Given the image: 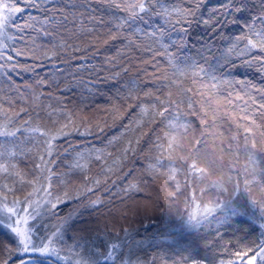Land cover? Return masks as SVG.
<instances>
[{
	"label": "snow or ice",
	"instance_id": "1",
	"mask_svg": "<svg viewBox=\"0 0 264 264\" xmlns=\"http://www.w3.org/2000/svg\"><path fill=\"white\" fill-rule=\"evenodd\" d=\"M205 2L182 0L176 6L168 0H0V74L21 99H27L30 93L33 101L39 102L44 93H36L30 84L24 85L29 93L21 91L11 73L18 69L34 71L43 66V60L59 59L68 67L54 63L55 71L48 76L37 74V87L54 85L58 90L62 82L58 81L64 77L71 79L68 87L74 85L90 93L101 82L116 81L130 71L134 61L152 65L155 71L150 79L155 90L143 91L146 100L135 81L126 94L118 92V98L126 105L125 112L133 106L139 109V118L133 121L137 126L145 117L150 123L160 118L162 134L153 144L155 155L147 157L145 175L160 183L163 198L159 211L167 218L161 222L163 230L158 232L161 242L147 259L133 251L142 246L143 240L136 239L131 228L117 229L107 222L103 227L81 226L86 214H99L100 208L120 192L127 196L141 190L138 182H129L112 193L108 201L95 194L102 183H109L107 173L118 172L128 153H135L132 141L109 164L113 153L107 151V146L114 145L120 137L108 139L105 148L77 150L70 143L61 147L57 141L67 137L70 128L83 126L91 133L90 123L81 120L78 125L79 111L68 109L49 93V98L57 99L59 105L49 104L44 109L51 127L40 122L39 113L35 124L31 114L17 124L20 113H28V109L9 115L14 103L9 99V108L0 103V115L4 116L0 123V138H4L0 139V232L11 239H0V264H12L17 257L19 264H29L35 257L55 264H257V260L264 264V87L232 75L238 67H255L264 73V0H223L211 7L207 15L201 13ZM93 4L102 8L92 7ZM29 9H37L42 15L29 13L23 24L17 23L18 16ZM85 14L92 26L81 23L79 31L90 39L80 47L69 43L58 29L64 28L70 17L75 21ZM234 25L239 32L226 34L224 30ZM10 28L15 29L16 35L9 33ZM194 28H202L203 33L193 37ZM29 29L53 39L59 36L60 41L51 47L28 48L27 40L35 45L36 39L30 35L26 38L24 34ZM174 32L179 33L175 39ZM73 35L68 30L69 39ZM117 40L122 47L116 56H104L99 63H71L99 56L98 45ZM16 41L24 47H16ZM183 48H190L192 54L181 57L173 51ZM61 52L68 59H63ZM80 52L85 55L77 56ZM143 54H148L149 59H144ZM19 57L37 63L21 65ZM190 85L197 86L199 112L193 110ZM186 100L191 113L184 111ZM132 101L137 103L133 105ZM237 109L247 123H236L237 131L227 147H221L219 155L214 152L216 158L209 159L208 153L202 151L207 135L223 136L222 132L210 133V129L219 127L221 113L235 121ZM111 112L123 115L118 104L113 105ZM189 114L199 117L203 129L184 154V141L193 131ZM105 126L97 122L95 128L103 133ZM69 152L76 156L68 172L55 171L58 159ZM18 157L33 158L30 172L19 168ZM93 159L102 162L101 173L106 178L102 181L85 174L83 184L74 186L73 170L85 172ZM105 191L109 189L106 187ZM69 203L72 207L65 212L62 206ZM253 229L261 232L257 239L243 250H230V237L239 240L238 233Z\"/></svg>",
	"mask_w": 264,
	"mask_h": 264
},
{
	"label": "trees",
	"instance_id": "2",
	"mask_svg": "<svg viewBox=\"0 0 264 264\" xmlns=\"http://www.w3.org/2000/svg\"><path fill=\"white\" fill-rule=\"evenodd\" d=\"M169 4H175L180 6L182 0H168ZM223 0H206L205 4L201 8V13L204 15L208 14V10L211 7L217 6L222 3ZM51 6V5H49ZM92 7L102 8L101 5L93 4ZM83 11V9H81ZM29 13L33 16H41V12L37 9H29L28 12L23 15L18 16L16 19L17 23L23 24L27 19ZM107 18V17H105ZM81 23L84 26H92L89 22L87 14L79 17V19L73 21L72 18H69V21L66 22L64 28H59L58 32L61 33L69 43H73L80 47H84L88 44L90 37L79 31ZM39 27V25H37ZM51 30V27H49ZM68 30H71L75 33L70 39L68 36ZM226 34H236L239 32L238 26H230L225 30ZM9 33L16 35L14 28L9 29ZM202 28H194L192 31V36L194 37L197 34H202ZM26 38L30 35L35 37V45L32 43L31 39L27 40V47L31 48L36 45L41 47L47 46L51 47L53 43H59L60 37L57 36L55 39L52 37H45L36 32H33L31 29L27 30L24 34ZM179 33H172L173 38H177ZM8 43H12L9 41ZM16 47H24V44L20 41H16ZM219 43V41H218ZM99 47V56L93 57L87 61H71L72 64L77 62L82 63H99L103 61L104 56H116L117 50L122 47L121 41L117 40L115 42H110L108 45H98ZM242 47V45H241ZM92 49L89 50V55ZM173 51L178 52V54L183 57L186 55H191L192 50L190 48L183 49H173ZM77 56L85 55L84 52L76 54ZM137 55H141L137 53ZM63 59H68V56H65L61 52ZM144 59H149L148 54H143ZM21 65H33L37 63L32 59H27L25 57L17 58ZM163 62V61H162ZM59 64L62 68H67L68 65L61 63L59 59L57 60H43V66L36 68L34 71H22L17 70L16 72L11 73V78L16 85L20 86L21 91L29 93V90L24 88V85H33L36 93L43 92L44 95L41 96L39 102H34L31 94L29 93L27 99H21L19 94L12 90V87L8 84L6 77L3 74H0V103H4L5 108H9L7 100L11 99L14 103L11 106V111L9 115L12 114V111L18 112L21 108H27L28 113L21 112L19 118L17 119V124L22 123L23 120L29 118L31 114L33 119V124L37 122V113H39L40 122L46 123L48 127H51V121L48 120L45 107L49 104L52 107H58L57 99H50L49 93H52L53 96L57 97L60 102L67 106L70 110H76L80 112V116L77 120L78 125L80 121H86L92 125L91 133L85 131L83 126H79L77 130H68L69 134L67 137H61L57 143L61 147H66L69 143L76 148L77 150H83L89 147L96 148H105L107 146V141L113 136L120 137L119 141L112 146H107V151L113 153L112 157L108 158V163L111 164L112 159L116 156L121 155V150L127 145L129 140L132 141V146L136 149L135 153L129 152L126 159L121 161L120 170L116 173H107V178L109 183L105 185L102 183L98 189H96L95 194L101 196L102 199L108 201L109 197L112 196V193H115L129 184V182H138L140 191H132L125 196L123 192H120L118 197H115L111 200L110 203H107L104 207L100 208L99 214H86V217L81 226L84 224H91L93 226L99 224L103 227L104 223L107 222L111 227L115 224L117 229L122 228H131L134 231L136 239H142V246H136L133 248V251L136 252L142 259H147L150 255L156 251V245L161 242L158 235L159 231H162L161 222L166 220V217L161 216L159 211L162 206L163 191L159 182H153L149 177L145 175V168L149 163L147 157L155 155L153 150V144L156 141V137L162 134V125H160L158 117L155 123L149 122V117L144 118V122L137 126L133 121L138 119L139 109L135 106L129 108L126 112L124 108L123 101L118 98L119 94H126L127 88L132 86V82L135 81L138 88L141 90L140 95L142 99L143 91L148 89L155 90V85L151 82L150 76L155 71L151 64H142L138 60L134 61L131 64L130 71L127 73H122L121 76L116 81H105L96 85L95 92L90 93L89 91L82 89L80 87L68 85L71 83L70 78L61 77L58 82H60V88L57 90L55 86L48 87L47 85L43 87H37L35 81L39 77L48 76L50 72H54L55 68L53 64ZM239 64V61H237ZM165 67L167 64L165 63ZM171 71V69H168ZM39 74V77L38 75ZM232 75L236 79H247L251 80L258 87H264V73H260L256 70L255 67H238ZM188 84L189 82H185ZM193 88V93L191 94V99L193 102V110L199 112V101L200 97L195 94L196 85H190ZM227 87V86H225ZM239 87V86H237ZM226 95V92L224 93ZM259 100V96H257ZM133 105L137 102L132 101ZM240 103V102H237ZM114 104L121 105L122 116L114 114L111 112V109ZM187 100L185 101L184 111L191 113L193 110L187 108ZM82 109V111H81ZM236 120L225 118L221 113V119L219 122V127L215 130L210 129L212 132H222L223 136L218 137L217 135L208 134L207 135V144L203 147L202 151L208 153L209 159H215L216 157L212 154L215 152L216 156L219 155V149L221 147H227L229 138L236 133V123H247L241 119L243 113H240L237 109ZM188 120L192 122L193 131L189 133L187 138L184 141L185 144V153L192 148L196 139L200 138L201 131L203 126L200 124V119L196 115L189 114L187 117ZM259 119V117H257ZM4 121V116L0 115V123ZM209 121L211 122V116H209ZM97 122L106 124L103 133H99L95 125ZM27 135V134H25ZM241 135H243L241 130ZM4 139V138H0ZM23 139V137H21ZM139 140L137 144L136 141ZM223 141V143H222ZM75 152H69L68 154H62L58 159V166L55 167L57 172H68V166L75 162ZM227 160V157L225 158ZM84 161H81L83 163ZM243 163V160L241 161ZM18 166L21 170L25 172H30L33 168V158H17ZM102 162H97L94 159L89 163L88 169L85 172L80 170H73L71 174V179L73 185L83 184V177L85 174L101 179L102 181L106 178L105 174L101 173ZM226 170V169H225ZM122 177V178H120ZM112 181H115V186H112ZM108 188L109 191H105V188ZM30 190V189H29ZM63 190V186H61ZM75 195V193H72ZM92 195V194H89ZM95 198V196H93ZM63 210L67 212L72 204L62 206ZM239 240L236 237H230L232 244L230 245L231 251L243 250L246 245H249L252 240L257 239L261 232L259 229L249 230L247 233L240 232ZM229 237H226L228 239ZM0 239H6L10 241V237L5 232H0ZM19 259L14 258L12 264H17ZM33 264H55V262L48 261L42 258H34Z\"/></svg>",
	"mask_w": 264,
	"mask_h": 264
},
{
	"label": "rangeland",
	"instance_id": "3",
	"mask_svg": "<svg viewBox=\"0 0 264 264\" xmlns=\"http://www.w3.org/2000/svg\"><path fill=\"white\" fill-rule=\"evenodd\" d=\"M37 258V257H36ZM38 258H40V257H38ZM42 259H44V258H42ZM46 260H48V259H46ZM48 261H51V260H48ZM53 262V261H52ZM34 262H33V260H31L30 262H29V264H33ZM17 264H19V262L17 263ZM257 264H259V260H257Z\"/></svg>",
	"mask_w": 264,
	"mask_h": 264
}]
</instances>
